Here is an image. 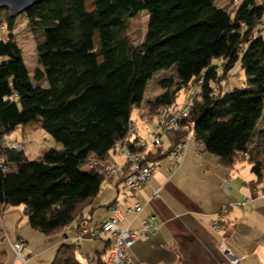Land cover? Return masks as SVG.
Here are the masks:
<instances>
[{
  "label": "trees",
  "instance_id": "1",
  "mask_svg": "<svg viewBox=\"0 0 264 264\" xmlns=\"http://www.w3.org/2000/svg\"><path fill=\"white\" fill-rule=\"evenodd\" d=\"M238 1L45 0L23 14L37 40L38 67L32 76L12 34L17 18L6 11V22L0 19V33L8 32L7 40L0 39V140L21 143L11 135L21 129L25 136L35 125L60 148L33 161L24 149L0 145V208H29V225L49 241L76 237L74 228L81 223L97 225L87 215L95 210L104 184L117 178L89 169V161L115 163L119 143L133 154L143 153L141 142L129 136L132 127L141 137L154 132L162 145L163 138L169 144L164 153L162 146L147 152L146 162L168 158L194 125L195 140L204 145L197 155L209 153L227 170L246 162L261 183L264 3L244 0L236 9ZM143 13L147 30L135 45L127 33ZM237 68L244 85L223 95ZM169 72L159 80L162 92L147 100L142 119L154 130L143 133L132 120L133 111L141 108L154 77ZM201 78L202 94L179 130L158 132L161 112L181 106L180 93L195 88ZM82 242L62 244L51 264H83L78 258Z\"/></svg>",
  "mask_w": 264,
  "mask_h": 264
},
{
  "label": "crops",
  "instance_id": "2",
  "mask_svg": "<svg viewBox=\"0 0 264 264\" xmlns=\"http://www.w3.org/2000/svg\"><path fill=\"white\" fill-rule=\"evenodd\" d=\"M218 5L223 6L224 1H218ZM234 83L235 87L244 85L239 80ZM195 150L191 145L173 175L169 173V163L162 164L141 191L132 192L117 179L106 183L95 201V210L87 212L90 222L98 224L114 218L111 209L116 208L130 222L132 230H139L144 220L153 219L161 224L158 234L141 239L132 247L131 256L139 264H232V256L239 264H264V198L260 197L264 180L259 183L246 162L227 170L215 156H199ZM115 159L120 166L126 163ZM244 196L253 198V204L236 207ZM137 203L143 206V212L135 217L128 209ZM22 222L21 218L13 230L6 216L0 218L3 264H22L16 261L12 248L20 240L26 243L29 264H51L62 244L74 242L72 235L73 240L68 242L62 237L54 241L45 237L43 248L29 250L28 237L22 233L23 228L20 230ZM108 242L83 241L78 246L79 260L83 264H107ZM227 248L232 256L225 255Z\"/></svg>",
  "mask_w": 264,
  "mask_h": 264
},
{
  "label": "built area",
  "instance_id": "3",
  "mask_svg": "<svg viewBox=\"0 0 264 264\" xmlns=\"http://www.w3.org/2000/svg\"><path fill=\"white\" fill-rule=\"evenodd\" d=\"M237 0H234L236 2ZM234 73L230 77V83L234 80ZM204 84V78H201L194 88V92L191 94L189 100L181 106L169 107L163 110L157 120L156 128L158 132L165 134L169 131L179 130V123L185 119L192 111V105L195 99L202 94V85ZM231 92L230 86L224 90L223 95ZM215 96H218L217 91L214 92ZM136 138L140 144V148L143 149V153L133 154L125 143L117 144L116 150L123 155L126 160L125 167H118L115 163L100 161L97 159H91L88 164L89 169L95 170L97 173H106L110 176H115L118 179H122L123 183L132 191L138 192L148 184L149 179L161 169V166L156 162H146L145 156L147 152L151 151V148L162 146V140L159 134L151 132L147 137H141L135 127H132V131L129 134L130 137ZM195 142L196 152L200 154L204 151L203 143L197 142L194 137V125L187 130L186 139L175 146L169 153L168 159L170 163L169 173L173 175L182 165L187 152L190 147V143ZM0 145L3 148H9L13 151H22L24 146L17 141H11L9 139L0 140ZM225 189L229 188L228 183L224 185ZM157 196V193H156ZM260 197L264 198V192L260 193ZM254 199L251 197H244L243 203H238L237 207L241 208L243 204L251 206ZM143 212V206L140 203L135 204L132 208L128 209V213L138 217ZM111 213L114 218L109 219L106 222L98 223L97 225H89L88 223H81L74 228V242L79 243L87 239H108L110 244V258L107 264H139L131 256V249L134 244L141 239H148L149 237L159 233L161 224L153 222L152 220H144L141 223L139 230H132L130 228V222L122 215L116 208L111 209ZM218 224L214 226L216 229ZM72 226H68L65 231L70 234ZM70 241V238H65ZM73 240V239H72ZM16 261L22 264H29V260L25 257L26 243L24 241H17L12 246ZM225 255L232 256L230 249H225ZM232 264H239V261L231 257Z\"/></svg>",
  "mask_w": 264,
  "mask_h": 264
},
{
  "label": "rangeland",
  "instance_id": "4",
  "mask_svg": "<svg viewBox=\"0 0 264 264\" xmlns=\"http://www.w3.org/2000/svg\"><path fill=\"white\" fill-rule=\"evenodd\" d=\"M260 3H264V0H258ZM244 3V0H239L234 6L236 9H238L242 4ZM0 19L6 22V10L0 11ZM147 22H148V15L146 13L141 14L137 19L131 21L130 23V29L128 31V37L130 40L135 44H140L144 36L146 34L147 30ZM7 29L1 30L0 33V39L7 40ZM12 34L20 47V49L23 52V58L25 60V63L27 65V68L29 70V74L32 76L34 69L38 67V59L36 54V36L34 32L31 31V29L28 27V21L26 19L25 15H21L17 17L14 29L12 31ZM264 36V30L262 32ZM234 80L235 81L241 80L243 81V75L239 73L238 68L234 69ZM171 75V73H159L157 74L154 79L150 82L145 100L141 106V108H136L133 111L132 120L135 122L137 127L143 131V133H147V131L154 130V125H144L142 117L148 112L147 108V100L148 99H154L159 93L162 92V89L159 86V80L165 76ZM232 75V74H231ZM240 77V78H239ZM46 86V83L44 84ZM235 83L230 85L231 88L235 87ZM236 88V87H235ZM193 87L188 88L186 92H181L178 96V104L182 105L186 102V99L193 93ZM264 131V121L260 123L259 126ZM12 138H18L21 140V143L24 145V151L29 158V160H38L45 151L52 149V148H60L59 145L55 144L51 137L43 132L42 130H36V126L32 125L27 129V133L25 136L21 135V129L15 131L12 135ZM194 145V143L190 144ZM169 144L166 140V138H163V145L161 147V152L164 153L168 150ZM157 147H152L151 151H157ZM114 158H118L119 160L125 161L122 154H117L114 156ZM120 160V161H121ZM115 163L118 167L122 168L120 164L118 163L117 159H115ZM160 165L164 163H169V159L167 157L163 158L162 160L158 161ZM252 178L255 179V176L252 174ZM118 179V178H117ZM106 183L103 186V189L106 187ZM101 209H98L100 211ZM6 216V220L9 219L10 222H12L13 230H16V224L18 221L22 218L24 223L20 225V230L22 229V233L26 234L28 237V242L30 249L34 251L36 247L43 248L42 245L46 241V238L43 234L34 231L31 226L29 225L28 218L25 215V209L23 207L21 208H9L7 210H3L0 208V217ZM12 220V221H11ZM1 227V225H0ZM49 241V239H47ZM30 254V253H29ZM28 256V254H27ZM26 259H28V257Z\"/></svg>",
  "mask_w": 264,
  "mask_h": 264
},
{
  "label": "water",
  "instance_id": "5",
  "mask_svg": "<svg viewBox=\"0 0 264 264\" xmlns=\"http://www.w3.org/2000/svg\"><path fill=\"white\" fill-rule=\"evenodd\" d=\"M45 0H0V11L6 10L11 18H17ZM30 209L25 210L29 215Z\"/></svg>",
  "mask_w": 264,
  "mask_h": 264
}]
</instances>
